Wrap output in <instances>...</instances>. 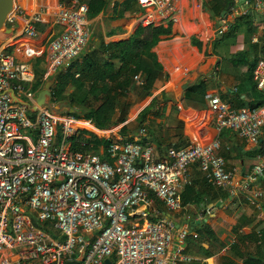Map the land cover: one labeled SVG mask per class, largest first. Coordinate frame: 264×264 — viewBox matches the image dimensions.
<instances>
[{
    "label": "built area",
    "instance_id": "built-area-1",
    "mask_svg": "<svg viewBox=\"0 0 264 264\" xmlns=\"http://www.w3.org/2000/svg\"><path fill=\"white\" fill-rule=\"evenodd\" d=\"M175 2L138 0V22L147 26L175 21ZM248 6L264 12V1ZM246 11L241 8L222 16L214 36L227 31L232 17ZM87 13L86 2L57 3L55 22L62 28L48 43L45 77L68 66L86 47L90 37ZM42 14V8L15 7L7 23L23 16L21 33L35 38ZM15 46L26 57L34 54L29 46ZM134 77L143 82L138 75ZM252 78L264 92V61L256 64ZM34 81L30 63L0 48V264H65L72 254L77 264H103L110 256L115 258L113 264L190 262L192 257L183 252L184 240L189 235L196 238L197 233L182 227L178 244L171 250L176 224L167 217H149L159 214L154 208L156 199L171 212L183 207L181 187L190 183L192 163L198 164L209 184L230 186L232 194L258 210L264 208V153L256 154L250 170L234 180L218 152L217 140L170 146L158 160L149 143L121 136L109 140L105 156L83 150L89 143L73 140L79 120L73 114L55 112L45 104L29 116L25 105L11 102L8 89L35 105ZM207 100L217 130H231L244 141L258 144L264 102L254 108H237L216 94H208ZM144 133L140 128L139 135ZM73 142L80 149H73ZM203 216L199 212L196 219ZM234 242L224 249H231ZM5 250H15L17 258L2 255Z\"/></svg>",
    "mask_w": 264,
    "mask_h": 264
},
{
    "label": "crops",
    "instance_id": "crops-1",
    "mask_svg": "<svg viewBox=\"0 0 264 264\" xmlns=\"http://www.w3.org/2000/svg\"><path fill=\"white\" fill-rule=\"evenodd\" d=\"M22 1L15 0V7L43 9V20L37 26L39 34L35 38L23 35L24 18L17 16L12 24L7 23L11 31L0 34V48L11 52L18 61L30 63L35 76L37 73L43 81L52 82L47 78L54 74L45 77L46 51L50 40L62 28L55 22L56 5L59 2L70 4L72 0H25L26 5ZM122 1L108 0L106 8L96 15L88 17L87 13L90 30L87 45L68 66L59 69H68L70 84L65 93L72 95L73 103L67 99L53 106L58 113L61 109L70 112L84 110L98 106L104 98L113 95L122 104V112L117 108L115 118L122 116L124 120L100 129L90 120L79 118L73 140L83 132L79 139L86 140L95 151L94 138L108 143L121 136L124 140L149 143L157 160L170 146L180 147L193 142L207 144L217 140L218 152L225 159L227 169L233 172V179H242L255 161L252 151L257 145L244 141L231 130H217L207 95L216 94L237 108H254L264 102V92L258 90L253 78L249 80L247 76L249 63L254 57L259 58L258 62L264 61V54L253 44L258 42L262 27L258 25L256 32L249 33L240 26L235 31L227 30L214 36L224 10L219 15L213 13L210 0H176V20H161L154 24L168 27L169 33L160 34L150 49L161 71L148 89L134 77L138 75L142 79L141 74L131 77L129 70L134 65L122 58L127 47L125 43L142 26L138 22V10L116 15L115 6ZM260 1L264 0H235L232 10H241V3L253 7ZM262 15L263 11L256 10V20ZM16 43L24 48L29 46L34 54L26 57L23 51L17 50ZM138 116L141 122H138ZM123 125L126 128L120 132ZM140 128L145 129L143 135H139ZM57 137L54 142L59 140ZM75 145L73 142V149ZM105 146L100 144L95 152L105 156ZM189 176L190 183L181 187L183 207L171 212L156 199L154 208L159 214L149 217H167L176 224L171 250L178 244L177 236L182 227L197 233L196 238L190 235L185 238L183 252L192 260L181 264H245L248 254L260 255L264 251V245L262 248L259 242L264 241V208L258 210L242 196L232 194L230 186L209 184L197 163L190 164ZM261 182L264 183V176ZM199 212L204 213L201 220L196 219ZM232 240L238 245L225 250ZM2 255L17 258L15 250H5Z\"/></svg>",
    "mask_w": 264,
    "mask_h": 264
},
{
    "label": "trees",
    "instance_id": "trees-1",
    "mask_svg": "<svg viewBox=\"0 0 264 264\" xmlns=\"http://www.w3.org/2000/svg\"><path fill=\"white\" fill-rule=\"evenodd\" d=\"M138 0H123L120 4H116L115 9L116 15L120 16L127 11H137L139 10V6L137 3ZM210 5L212 12L219 15L223 10H226V13L232 11V7L234 4V0H210ZM86 4L88 6V17H92L96 15L98 12L102 11L106 8L108 4V0H86ZM260 20H256V18L250 15L247 11L235 16L234 21L230 24L228 31H235L240 26L246 28L247 32L253 33L256 32L257 26H261V32L258 35V42L253 43L255 49H259L262 54H264V16L259 17ZM169 26V25H168ZM169 33L168 27H162L161 25H147V26H139L133 38L126 42L125 45L127 47L124 48L122 58L124 60H128L134 66L130 68L129 72H131V77L135 74H141L140 76L143 79L142 87H146L150 89L152 87L153 82L161 71V66L157 62L154 53L150 50L153 44L157 41L160 34ZM259 58L254 57L253 60L249 63L248 66V79L251 80L253 76V70L256 66ZM68 70V69H67ZM67 70H59L47 80H52V86L50 87L51 97L50 103L57 104L63 101L73 103L71 100L72 95H67L65 93L67 86L70 84V77ZM73 76V74H72ZM46 80H42V76H39L36 73L35 81L32 85L33 90H41L45 84ZM254 82V80H253ZM255 86V82H254ZM119 108L122 112V104L119 100L116 99L115 96H108L104 98L96 107H90L88 109H74L73 111L63 110L64 113L73 114L77 118H84L90 120L95 127L97 128H107L113 125L115 122L123 121V117L119 116L115 118L116 109ZM29 116H33L32 112L28 113ZM141 116V114H140ZM138 116V122H141V117ZM125 125L120 127V132H124ZM83 135V132L82 134ZM80 134H78L75 138H81ZM94 150L98 149V146L101 144L103 146L106 145V140L94 138ZM75 149H79V145H75ZM83 150H91L90 146L83 148ZM93 151V149H92ZM252 153L254 155L258 153H264V139L259 140L256 147L253 148ZM47 229V228H46ZM263 234H260V236ZM262 237V236H261ZM262 245H264L263 240H259ZM238 243L235 241L232 248H235ZM112 261L115 260L114 256H110ZM245 264H264V251L262 250L260 255H251L248 254L247 258L244 260Z\"/></svg>",
    "mask_w": 264,
    "mask_h": 264
},
{
    "label": "water",
    "instance_id": "water-1",
    "mask_svg": "<svg viewBox=\"0 0 264 264\" xmlns=\"http://www.w3.org/2000/svg\"><path fill=\"white\" fill-rule=\"evenodd\" d=\"M241 5L242 10H247L250 15L256 17V10L250 8V6L246 5L245 3H241ZM15 6V0H0V34L9 33L11 31L10 27H7V18L10 12L14 10ZM225 13L226 11L224 10L221 15L225 16ZM51 83V81L46 82L43 89L37 93L35 105H31L29 102L17 96L13 89H8L6 92L9 94L11 102H17L25 105L29 112H34L37 106L45 104L50 105L51 91L49 86ZM65 264H77L75 254H72L70 259H68ZM103 264H113V261L110 258H105Z\"/></svg>",
    "mask_w": 264,
    "mask_h": 264
},
{
    "label": "rangeland",
    "instance_id": "rangeland-1",
    "mask_svg": "<svg viewBox=\"0 0 264 264\" xmlns=\"http://www.w3.org/2000/svg\"><path fill=\"white\" fill-rule=\"evenodd\" d=\"M16 1H18V0H16ZM19 2H20V1H19ZM22 4H23V5H24V4L26 5V4H28V3H27L25 0H23V1H22ZM36 4H39V3H36ZM50 10H51V8H50ZM50 87H51V85L49 86V88H50ZM42 89H43V88H42ZM53 105H54V104H51V107H52L53 110H55V107H54ZM61 110H62V109H61ZM61 110L59 111V113H64V112L61 111ZM57 112H58V111H57ZM58 134L60 135V132H59V131H58ZM57 139H58V137H57Z\"/></svg>",
    "mask_w": 264,
    "mask_h": 264
},
{
    "label": "bare ground",
    "instance_id": "bare-ground-1",
    "mask_svg": "<svg viewBox=\"0 0 264 264\" xmlns=\"http://www.w3.org/2000/svg\"><path fill=\"white\" fill-rule=\"evenodd\" d=\"M49 6H50V5H49ZM26 7H27L28 10H30V7H31V6H26Z\"/></svg>",
    "mask_w": 264,
    "mask_h": 264
},
{
    "label": "flooded vegetation",
    "instance_id": "flooded-vegetation-1",
    "mask_svg": "<svg viewBox=\"0 0 264 264\" xmlns=\"http://www.w3.org/2000/svg\"><path fill=\"white\" fill-rule=\"evenodd\" d=\"M57 109H59V108H57Z\"/></svg>",
    "mask_w": 264,
    "mask_h": 264
}]
</instances>
